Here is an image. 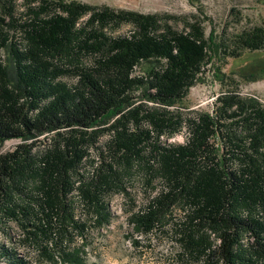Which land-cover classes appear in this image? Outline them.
Wrapping results in <instances>:
<instances>
[{
    "label": "trees",
    "instance_id": "trees-1",
    "mask_svg": "<svg viewBox=\"0 0 264 264\" xmlns=\"http://www.w3.org/2000/svg\"><path fill=\"white\" fill-rule=\"evenodd\" d=\"M170 18L0 0V148L19 141L0 150V223H14L39 260L85 264L77 237L108 225L113 196L131 199L141 176L143 190H160L131 214L137 232H153L179 207L180 243L199 264H264V104L238 83L212 111L185 104L212 51L263 49L264 28L231 47L200 22L177 30ZM124 21L129 34L106 33ZM183 131V142H168ZM1 261L32 264L0 242Z\"/></svg>",
    "mask_w": 264,
    "mask_h": 264
},
{
    "label": "rangeland",
    "instance_id": "rangeland-1",
    "mask_svg": "<svg viewBox=\"0 0 264 264\" xmlns=\"http://www.w3.org/2000/svg\"><path fill=\"white\" fill-rule=\"evenodd\" d=\"M72 1V0H66ZM96 7H109L114 10L136 11L169 15L168 23L177 30H185L187 23L200 22L205 36L217 43L233 47L235 39L243 31L256 27L264 28V0H76ZM18 11L23 5L18 2ZM87 16L82 18L84 20ZM134 29L130 22L118 27L105 29L110 36L129 34ZM83 61H89L84 57ZM147 63L137 67L136 73L143 72ZM67 81L70 79L65 78ZM239 84L242 95L257 97L264 104V48L245 51L239 57H232L212 51L211 62L203 70L200 80L193 86L185 100L190 109L213 110L214 102L222 90ZM186 131L168 139V142H183ZM19 141H6L1 151L11 150ZM141 176H137L129 186L131 199L124 194H115L111 201L114 218L97 230L93 228L85 240L77 237L75 245H85V264H199L180 243L181 230L186 224L184 211L176 207L163 223L148 234L134 229L130 222L131 214L146 201L147 196L156 195L160 186L156 184L150 191L143 190ZM20 232L12 222L0 223V242L15 247L32 264H70L58 258L39 260V253L33 245L20 242ZM248 243V239H243ZM0 264H5L1 261Z\"/></svg>",
    "mask_w": 264,
    "mask_h": 264
},
{
    "label": "flooded vegetation",
    "instance_id": "flooded-vegetation-1",
    "mask_svg": "<svg viewBox=\"0 0 264 264\" xmlns=\"http://www.w3.org/2000/svg\"><path fill=\"white\" fill-rule=\"evenodd\" d=\"M66 1V0H65ZM69 2V1H68Z\"/></svg>",
    "mask_w": 264,
    "mask_h": 264
}]
</instances>
